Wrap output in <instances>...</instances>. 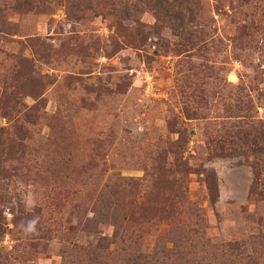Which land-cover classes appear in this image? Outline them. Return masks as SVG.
<instances>
[{"label": "rangeland", "instance_id": "rangeland-1", "mask_svg": "<svg viewBox=\"0 0 264 264\" xmlns=\"http://www.w3.org/2000/svg\"><path fill=\"white\" fill-rule=\"evenodd\" d=\"M0 264H264V0H0Z\"/></svg>", "mask_w": 264, "mask_h": 264}]
</instances>
